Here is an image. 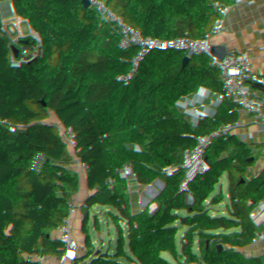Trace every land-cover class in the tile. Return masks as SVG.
<instances>
[{
  "label": "trees",
  "instance_id": "trees-1",
  "mask_svg": "<svg viewBox=\"0 0 264 264\" xmlns=\"http://www.w3.org/2000/svg\"><path fill=\"white\" fill-rule=\"evenodd\" d=\"M181 12V0H0V264H18L10 246L33 264H169L194 252L181 234L154 257L135 240L180 221L164 186L141 198L142 184L112 182L75 214L93 179H76L19 101L101 167L161 170L199 117L180 77L198 68L225 92L261 32L254 10L232 9L211 38L216 63L184 64L179 41L194 23Z\"/></svg>",
  "mask_w": 264,
  "mask_h": 264
},
{
  "label": "crops",
  "instance_id": "crops-1",
  "mask_svg": "<svg viewBox=\"0 0 264 264\" xmlns=\"http://www.w3.org/2000/svg\"><path fill=\"white\" fill-rule=\"evenodd\" d=\"M196 2L197 11L192 20L194 29L179 41L180 51L185 59L200 54L206 44L212 42L213 34L218 31V21L225 19L230 10L252 9L256 18L258 17L256 0ZM233 31L237 32L236 27ZM256 47L262 49L260 56H254L252 53ZM194 69L203 72L201 69ZM225 92L238 96L239 105L215 120L206 131L191 137L181 151L179 162L170 168L167 174L170 178H182L184 182L205 185L211 203L219 207H225L231 202L221 187L223 181H230V169L238 153L249 154L264 168V39L261 32L239 67L235 82ZM194 109L199 116L197 105ZM219 179L223 181L219 182ZM251 206L260 211L264 224V182L260 184ZM209 216L206 215L209 221L225 230L241 234L244 239L238 244L229 245V251L235 257V260L231 261L193 237L188 240L185 237L187 233H182L185 240L192 241L194 245V258L190 264H264V246L242 225L236 211L230 210L227 217H222V222L214 221ZM179 235L173 234L169 223L157 220L153 225L139 230L135 234V240L151 257L148 247L152 238L160 237L159 242L165 249L171 248ZM7 254L17 257L11 246Z\"/></svg>",
  "mask_w": 264,
  "mask_h": 264
},
{
  "label": "built area",
  "instance_id": "built-area-1",
  "mask_svg": "<svg viewBox=\"0 0 264 264\" xmlns=\"http://www.w3.org/2000/svg\"><path fill=\"white\" fill-rule=\"evenodd\" d=\"M256 1L258 17L254 24L261 29L264 39V6H261V0ZM181 4L180 18L192 21L197 11L196 0H181ZM261 52L260 47H256L252 51L254 56H260ZM180 79L191 85L200 114L193 124L189 137L174 136L179 150L175 151L169 162L158 171L146 168L132 171H115L101 167L97 162L84 156L76 146L58 131L59 122H47L35 103L27 100L25 96L20 95L19 101L26 107L33 121L45 130L58 152L68 156L76 168V179L80 182L93 179V185L87 192L86 203L75 207L73 209L75 214L85 217L93 208L97 196L103 188L112 182L131 181L140 183L145 188L164 186L169 190V197L178 203L180 221L176 224H170L173 234H190L198 242L211 247L218 255L234 261L235 257L230 253L229 245L240 243L244 239L243 236L219 227L214 222L209 221L206 215L227 217L230 210L236 211L242 225L250 234L256 236L264 246L263 220L260 211L253 209L251 206L260 184L264 182V168L258 165L249 154L245 152L238 153L235 156L234 165L230 169V181L224 182L219 179V182L223 181L222 191L231 200L230 204L225 207H219L211 203L207 187L203 184H194L190 181L184 182L179 191L169 187L168 170L179 162L181 151L187 145L188 140L206 131L215 120L219 119L224 113L235 109L240 103L238 96L219 91L210 78L195 69L185 72ZM159 240L160 237L150 240L148 250L151 257H154L157 252L164 248ZM193 258V254H188L169 264H190ZM16 260L18 264H33L30 259L16 257Z\"/></svg>",
  "mask_w": 264,
  "mask_h": 264
},
{
  "label": "water",
  "instance_id": "water-1",
  "mask_svg": "<svg viewBox=\"0 0 264 264\" xmlns=\"http://www.w3.org/2000/svg\"><path fill=\"white\" fill-rule=\"evenodd\" d=\"M216 57H217V50L214 46L213 42H208L204 48V50L191 58H186L184 60V64H191V65H197V64H206L207 61H212L213 63H216ZM183 101L186 105V112L190 113L195 108L197 104V99L194 93H190L186 95L183 98ZM34 126L39 130L40 135L43 139H47L48 135L45 132V130L39 126L36 122H34ZM184 181L182 178H168V185L171 188H174L176 191H179L183 185ZM147 188H143L141 191V198L145 197L147 195ZM212 220L217 222H222L224 218L218 216V215H210L209 216ZM185 237L190 240L192 239V235L186 234Z\"/></svg>",
  "mask_w": 264,
  "mask_h": 264
},
{
  "label": "snow or ice",
  "instance_id": "snow-or-ice-1",
  "mask_svg": "<svg viewBox=\"0 0 264 264\" xmlns=\"http://www.w3.org/2000/svg\"><path fill=\"white\" fill-rule=\"evenodd\" d=\"M70 255H71V253H70Z\"/></svg>",
  "mask_w": 264,
  "mask_h": 264
}]
</instances>
